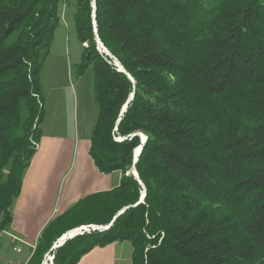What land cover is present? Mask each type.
<instances>
[{
	"label": "trees",
	"instance_id": "trees-1",
	"mask_svg": "<svg viewBox=\"0 0 264 264\" xmlns=\"http://www.w3.org/2000/svg\"><path fill=\"white\" fill-rule=\"evenodd\" d=\"M62 1L0 0V234L42 137ZM74 19L99 108L89 154L122 179L52 221L27 264L89 224L112 226L68 240L54 264L115 242L133 264H264V0H76Z\"/></svg>",
	"mask_w": 264,
	"mask_h": 264
},
{
	"label": "crops",
	"instance_id": "crops-1",
	"mask_svg": "<svg viewBox=\"0 0 264 264\" xmlns=\"http://www.w3.org/2000/svg\"><path fill=\"white\" fill-rule=\"evenodd\" d=\"M75 13L76 11L74 16ZM63 16L64 14L61 16L60 26L63 21H67L66 16ZM86 73L80 79L83 80ZM91 92L92 96L89 97L83 114L82 138L75 150V143L66 136L42 134L38 150L24 174L20 196L11 208L12 222L0 234V239H3L0 242L2 264L28 263L44 230L52 221L86 197L109 192L119 186L122 174L101 173L89 154L91 136L99 115L95 80L88 95ZM55 155L60 159L55 160ZM4 237H8L13 243L22 244L23 248L15 245L13 249H20L19 254L28 251L29 257L25 260H11L5 250L6 243H2ZM13 237L18 240H13ZM78 264H133V247L129 242L96 247L84 255Z\"/></svg>",
	"mask_w": 264,
	"mask_h": 264
},
{
	"label": "rangeland",
	"instance_id": "rangeland-1",
	"mask_svg": "<svg viewBox=\"0 0 264 264\" xmlns=\"http://www.w3.org/2000/svg\"><path fill=\"white\" fill-rule=\"evenodd\" d=\"M75 11L76 0H63L61 2L60 12L61 15L64 14V18L66 16L65 19L67 21L65 23L63 21L61 26L56 30L50 54L46 58L41 71V88L45 110V119L43 125H41V132L42 134L51 133L66 136L70 141L75 143L74 150L78 147L82 138L83 114L88 104V99L92 96V92L91 95H88V92L90 86L92 88L94 81L92 68H89L83 80L82 78L80 79L81 76L77 73L84 49L75 28ZM98 50L101 53H105L101 47L99 48V45ZM114 64L117 67L120 65L117 61ZM140 136L142 141L144 136ZM119 140H122V138ZM141 146L143 147V145ZM59 159V156L55 155V160ZM129 174L133 175L132 169ZM102 228H105V226L97 224L82 225L66 234L76 231L82 232L79 235L90 234L94 231L102 230ZM66 234L54 243V245H57L54 250L63 246L68 240L79 236H71L72 238L68 239L63 245H59V242ZM1 241L3 239H0ZM2 243L3 245L6 243L5 250L8 252L11 260H25L30 255L28 251L22 254L16 252L13 249L15 245L22 246V248L24 246L19 242L13 243L8 237H4V242ZM50 251L44 256L43 263L47 260L45 264H54V256L51 254L52 251Z\"/></svg>",
	"mask_w": 264,
	"mask_h": 264
},
{
	"label": "water",
	"instance_id": "water-1",
	"mask_svg": "<svg viewBox=\"0 0 264 264\" xmlns=\"http://www.w3.org/2000/svg\"><path fill=\"white\" fill-rule=\"evenodd\" d=\"M93 7H94V9H95V4L93 5ZM93 18H95V11H94V14H93ZM94 25H95V27H96L95 22H94ZM95 33H97L96 29H95ZM96 39H97V43H98V45H99V48L101 47V48L103 49V52H105L107 55L111 56L110 53L104 48L103 44L100 42L98 36L96 37ZM111 57H112V56H111ZM117 63H119V62L117 61ZM119 67H120V70H121L122 72H125V73H126V71L124 70V68H123L121 65H119ZM129 77H130V76H129ZM130 78H131V77H130ZM131 80H132V78H131ZM132 81H133V80H132ZM132 98H133V96L131 97V99H132ZM126 108H127V106H125L123 112L126 111ZM145 142H146V137H144V139L142 140V145H143ZM142 148H143V147L141 146V147H139V148L135 151V161H134V166H133V168H132V174H133V176H134L137 180H139V176H138V173H137V171H136L135 164H136L137 161H138V157H139L140 154H141ZM145 196H146V191H144V193H143V195H142V198H141V200H140V203H143V202H144ZM124 211H125V210L119 212L118 216L121 215ZM115 219H116V218H115ZM111 226H112V225L107 226V227H105V228H102V230H107V229H109ZM66 237H67V236H66ZM69 237H70V236H69ZM72 237H74V236H72ZM72 237H71V238H72ZM69 239H70V238H69ZM67 240H68V237H67V238H63V241H62V242H59V245H63ZM60 243H61V244H60ZM59 245H58V247H59ZM56 247H57V245H54V246L51 248V251H53ZM51 251H50V252H51ZM48 261H49V260H48ZM45 263H47V260H46L43 264H45Z\"/></svg>",
	"mask_w": 264,
	"mask_h": 264
},
{
	"label": "built area",
	"instance_id": "built-area-1",
	"mask_svg": "<svg viewBox=\"0 0 264 264\" xmlns=\"http://www.w3.org/2000/svg\"><path fill=\"white\" fill-rule=\"evenodd\" d=\"M119 139H121V138H119ZM118 139V140H119ZM79 233H82V232H78V231H76L75 232V235H79ZM69 238H71V236L70 237H68V239ZM13 240H18L17 238H15V237H13ZM16 251L19 253V252H21V250L20 249H16ZM0 264H2V257H1V255H0ZM9 264H11V263H9ZM25 264H27V263H25Z\"/></svg>",
	"mask_w": 264,
	"mask_h": 264
},
{
	"label": "bare ground",
	"instance_id": "bare-ground-1",
	"mask_svg": "<svg viewBox=\"0 0 264 264\" xmlns=\"http://www.w3.org/2000/svg\"><path fill=\"white\" fill-rule=\"evenodd\" d=\"M66 236L67 237H69V236H75V232H72V233H69V234H66ZM63 237V238H67V237ZM63 241V239L60 241V242H62Z\"/></svg>",
	"mask_w": 264,
	"mask_h": 264
}]
</instances>
